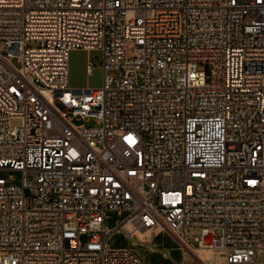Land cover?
Listing matches in <instances>:
<instances>
[{
    "label": "built area",
    "instance_id": "built-area-1",
    "mask_svg": "<svg viewBox=\"0 0 264 264\" xmlns=\"http://www.w3.org/2000/svg\"><path fill=\"white\" fill-rule=\"evenodd\" d=\"M0 43V264H264V0H0Z\"/></svg>",
    "mask_w": 264,
    "mask_h": 264
},
{
    "label": "rangeland",
    "instance_id": "rangeland-1",
    "mask_svg": "<svg viewBox=\"0 0 264 264\" xmlns=\"http://www.w3.org/2000/svg\"><path fill=\"white\" fill-rule=\"evenodd\" d=\"M133 43L128 44L127 56L132 57ZM4 44L0 43V52H3ZM97 56L99 58L97 67L91 75L88 74L87 66L91 58ZM99 52H88L85 50H73L70 53L69 60V85L73 88H99L103 83V69L101 68V58ZM207 70V69H206ZM208 71V70H207ZM13 177L17 182L21 180L20 173H13ZM29 180L34 181L31 177ZM120 218L124 216L117 212H110L106 220L107 227H113ZM140 234H136L138 236ZM145 235V236H144ZM197 232L191 231L190 241L194 242ZM144 241H154L155 237L150 234H143ZM111 244L115 247L132 248L140 256L143 264H224L223 255L219 251L208 250L195 247L196 253H201L204 259H199L192 249L184 246L175 237L173 238L167 232H161L155 240L157 251H152L148 245L138 244L134 245L132 241L128 240L123 234L116 235ZM162 252H168L169 258H166ZM212 259H218V262H212Z\"/></svg>",
    "mask_w": 264,
    "mask_h": 264
},
{
    "label": "bare ground",
    "instance_id": "bare-ground-1",
    "mask_svg": "<svg viewBox=\"0 0 264 264\" xmlns=\"http://www.w3.org/2000/svg\"><path fill=\"white\" fill-rule=\"evenodd\" d=\"M160 233H161V232H159L158 235H159ZM147 234H150V233L147 232L146 235H147ZM150 235H151V234H150ZM144 236H145V235H144ZM144 236H143V234H140V235H138L137 237L143 239ZM130 249H132V248H130ZM189 249H190V248H189ZM191 249H192V252L195 253V255H196L199 259H201V260L204 259V256H203L201 253H196V249H195V247H192ZM132 250H134V249H132ZM212 260H213L212 262H214V263H215V262H218V259H212Z\"/></svg>",
    "mask_w": 264,
    "mask_h": 264
},
{
    "label": "crops",
    "instance_id": "crops-1",
    "mask_svg": "<svg viewBox=\"0 0 264 264\" xmlns=\"http://www.w3.org/2000/svg\"><path fill=\"white\" fill-rule=\"evenodd\" d=\"M168 233V232H167ZM159 235H157L156 237H155V240H156V238L158 237ZM173 237V236H172ZM155 240L153 241V243H154V245H155ZM156 252V251H155ZM143 263V262H142Z\"/></svg>",
    "mask_w": 264,
    "mask_h": 264
}]
</instances>
